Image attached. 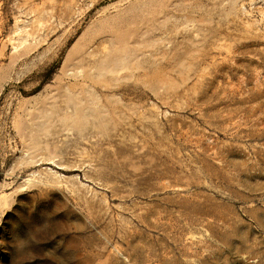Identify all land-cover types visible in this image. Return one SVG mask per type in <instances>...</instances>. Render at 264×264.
I'll return each instance as SVG.
<instances>
[{"label":"rangeland","instance_id":"1","mask_svg":"<svg viewBox=\"0 0 264 264\" xmlns=\"http://www.w3.org/2000/svg\"><path fill=\"white\" fill-rule=\"evenodd\" d=\"M0 264H264V0H0Z\"/></svg>","mask_w":264,"mask_h":264}]
</instances>
